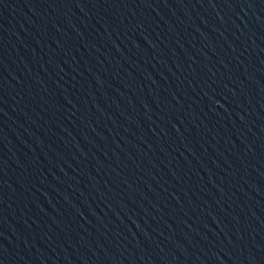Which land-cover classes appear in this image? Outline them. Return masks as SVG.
Masks as SVG:
<instances>
[{
	"label": "water",
	"instance_id": "95a60500",
	"mask_svg": "<svg viewBox=\"0 0 264 264\" xmlns=\"http://www.w3.org/2000/svg\"><path fill=\"white\" fill-rule=\"evenodd\" d=\"M0 264H264V0H0Z\"/></svg>",
	"mask_w": 264,
	"mask_h": 264
}]
</instances>
